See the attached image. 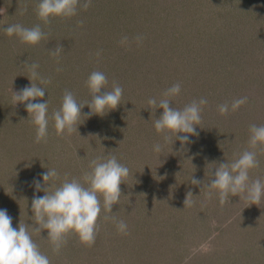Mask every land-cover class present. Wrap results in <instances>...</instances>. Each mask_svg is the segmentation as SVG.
Returning a JSON list of instances; mask_svg holds the SVG:
<instances>
[{
  "label": "rangeland",
  "instance_id": "obj_1",
  "mask_svg": "<svg viewBox=\"0 0 264 264\" xmlns=\"http://www.w3.org/2000/svg\"><path fill=\"white\" fill-rule=\"evenodd\" d=\"M39 2L0 0V209L12 217V226H35L32 198L45 194L32 182L24 187L33 178L28 172L38 170L34 178L43 185L46 171L38 168L49 162L61 176L59 186L65 173L80 177L90 161L111 154L130 169L120 202L112 213L102 210L91 247L73 233L54 253L47 230L33 233L51 264H264V199L249 205L232 196L221 205L217 195L206 199L201 186L190 182L191 176L207 181L215 164L231 162L248 147L251 124L264 125V0H92L87 10L78 7L75 16L52 17L47 25L37 16ZM15 23L39 24L47 36L37 45L21 43L4 32ZM137 35L144 37L139 46L120 45L122 37L132 41ZM58 43L64 49L59 62L47 51ZM25 61L37 62L40 75L52 80L40 85L45 95L33 101L48 100L46 142H35L26 102L13 105L12 91L31 84ZM96 70L108 78L106 91L113 81L122 86L121 104L103 116L81 117L70 136L57 135L51 116L65 90L80 103L90 100L86 80ZM175 83L181 92L170 106L208 101L196 126L199 135L190 137L184 151L178 139L164 144L154 128L163 109L154 114L147 103ZM241 97L248 102L239 110L219 113L218 105ZM89 111L85 105L82 114ZM157 143L163 145L159 154L153 151ZM258 159L252 179H264V154ZM189 191L192 203L185 206ZM105 216L123 220L128 234Z\"/></svg>",
  "mask_w": 264,
  "mask_h": 264
},
{
  "label": "clouds",
  "instance_id": "obj_2",
  "mask_svg": "<svg viewBox=\"0 0 264 264\" xmlns=\"http://www.w3.org/2000/svg\"><path fill=\"white\" fill-rule=\"evenodd\" d=\"M91 3L92 0H84L83 3L81 0H40L36 11L39 19L47 25L50 23V18L73 17L77 14L78 7L87 10ZM26 11L25 5L20 9V14L23 15ZM2 14L4 10L0 9V15ZM82 25L83 21H78V26ZM4 32L9 37L16 35L21 43L29 45H37L47 36L39 24L27 28L15 23L4 28ZM143 39V36L137 35L130 41L124 36L119 43L130 48L132 42L139 46ZM47 51L59 62L58 58L64 49L58 43L55 49ZM100 54L98 51L95 55L99 58ZM23 65L30 73L27 77L31 84L19 91H12L13 105L26 102V111L31 115V122L36 125L35 142L40 143L42 140L46 142L49 124L48 100L36 103L33 101H38L45 95V88L40 85L51 84L52 80L51 77L40 75L37 71L39 68L37 62L25 61ZM37 80L38 84L33 83ZM108 83V78L103 72L98 70L91 72L86 80L91 99L84 103L78 102L71 91L65 90L61 107L54 110L51 116L57 135L70 136L78 132L81 117L86 119L91 115L103 116L106 114V109L114 110L121 104L124 91L122 86L113 81L112 90L106 91ZM102 89L104 91L101 94ZM180 92V83H175L162 93L161 99L149 98L147 103L154 114L157 108L163 109L162 115L154 119V128L162 135L164 144H173L174 140L178 139L181 144L180 150L184 151L186 150L184 146L193 142L190 137L199 135L196 126L201 123V113L208 101L206 98L193 100L182 109L170 106L171 99ZM247 102V97H241L230 104L226 102L218 105V111L221 115H226L230 111L239 110ZM85 105L90 111L82 114ZM178 133L184 135H177ZM249 133L248 147L231 162L215 164V171L208 172L207 181L191 176V184L201 186L206 199H211L215 194L221 205L230 202L232 196L243 198L249 205H258L264 199V179L250 177V171L260 166L258 153L264 154V125L251 124ZM162 150V144L153 145L154 152L159 154ZM88 168L90 170L83 171L80 177L71 179L69 174L65 173L59 186H56L55 181L61 180V176L55 168L41 174L43 185L39 180L33 179L32 184L36 192L45 193L43 196L34 194L32 198L31 210L34 214L32 218L35 226L20 222L18 229L14 228L12 217L7 210L0 209V264H51L49 257L41 252L39 245L33 240V233L40 235L43 230H47L46 240L52 245L54 253H59L67 242L66 237L73 233L83 244L89 247L95 244L99 231L98 218L102 210L112 213L113 205L120 202L122 196L120 185L125 183L130 175V169L111 154L93 159ZM191 197L193 195L189 191L184 201L185 206L192 203ZM109 218L113 220L121 234H128V225L123 220H116L114 216H105V219Z\"/></svg>",
  "mask_w": 264,
  "mask_h": 264
},
{
  "label": "trees",
  "instance_id": "obj_3",
  "mask_svg": "<svg viewBox=\"0 0 264 264\" xmlns=\"http://www.w3.org/2000/svg\"><path fill=\"white\" fill-rule=\"evenodd\" d=\"M50 165H51V163H49V162H46V163H44V164H42L38 169L41 171V169H45V170H43V171H48V168L50 169ZM29 173V175H33V178L31 177V179H25V181H23V182H25L24 184H25V188H29V183H31L32 181H33V179H34V176H36L37 174H39L40 172L38 171V170H34V173H32L31 172V174H30V172H28ZM24 178L26 177L27 178V176H23ZM21 180V179H20ZM21 182V181H20ZM19 182V183H20ZM12 188H14V187H12Z\"/></svg>",
  "mask_w": 264,
  "mask_h": 264
}]
</instances>
